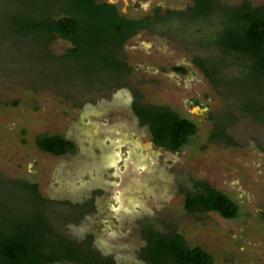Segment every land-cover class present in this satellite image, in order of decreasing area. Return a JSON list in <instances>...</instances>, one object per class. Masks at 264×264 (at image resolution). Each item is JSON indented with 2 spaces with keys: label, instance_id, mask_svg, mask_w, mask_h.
<instances>
[{
  "label": "rangeland",
  "instance_id": "1",
  "mask_svg": "<svg viewBox=\"0 0 264 264\" xmlns=\"http://www.w3.org/2000/svg\"><path fill=\"white\" fill-rule=\"evenodd\" d=\"M6 1L0 0L2 21L1 3ZM95 1L112 2L130 19L151 15L155 7L161 13L186 11L194 3ZM50 2L36 3L49 10ZM244 2L264 6V0H220L218 5L236 7ZM220 11L207 19L215 28L198 36L191 33L194 26L176 25L170 28L180 29L187 38L137 33L118 56L130 72L118 81L92 84L79 81L81 73L69 77L77 64L63 61L66 66L58 68L59 61H46L37 42L0 32V216L22 208L12 191L2 187L3 182L25 181L36 184L49 201L81 205L70 212L72 217L90 203L91 212L77 223L61 224L59 230L77 242L92 235L93 249L113 264H147L140 251L145 247L142 232L149 225L162 232L174 229L190 248L209 253L214 264H264V123L238 109L253 98V88L214 84L194 64L197 59L225 60L231 65L225 70L227 78L240 75L239 58L195 42L216 35L221 28L215 21ZM70 48V43L56 38L46 49L60 58ZM173 67L186 72L175 73ZM137 98L167 106L193 121L196 134L179 152L156 146L148 127L133 113ZM230 112L234 121L224 137L215 136L216 125ZM39 135H62L75 151L61 157L43 153L34 143ZM196 181L208 182L228 196L238 205V216L225 219L214 212L187 213L184 199ZM59 210L69 213L65 206Z\"/></svg>",
  "mask_w": 264,
  "mask_h": 264
},
{
  "label": "trees",
  "instance_id": "2",
  "mask_svg": "<svg viewBox=\"0 0 264 264\" xmlns=\"http://www.w3.org/2000/svg\"><path fill=\"white\" fill-rule=\"evenodd\" d=\"M16 1L19 9H15V0L1 3L4 8L0 32L37 42L43 48L46 61H59L58 68L63 61L77 64L76 71L69 77L81 73L79 81L84 84L103 79L118 81L130 72L118 56L121 47L137 33L151 31L187 38L180 29L170 28L176 25L192 29L194 26L196 30L191 29V33L198 36L208 28H215L216 24L207 19L220 9L221 17L215 21L221 28L216 35L205 42H195L202 47H214L225 56L239 58L241 63L236 68L240 75L227 78L225 70L231 65L225 60L207 63L197 59L194 64L214 84L224 88L235 84L241 90L253 88V98L238 105V109L264 123V6L253 7L244 2L236 7H225L218 5L220 0H194L186 11L161 13V8L155 7L151 15L130 19L121 15L110 2L51 0V8L47 10L36 3L39 0ZM56 38L71 44L66 55L60 58L50 55L46 49ZM172 71L184 74L186 69L173 67ZM132 110L139 123L148 127L152 143L160 148L179 152L196 134L193 121L181 118L167 106L145 104L137 98ZM224 118L225 121L216 125L217 137H224L226 127L234 121L231 112ZM34 143L41 152L54 157L75 151L74 144L62 135H39ZM2 187L12 191L23 209L19 207L18 211L4 212L0 216V264H113L111 259L102 258L93 249L92 235L77 242L59 230L61 224L77 223L91 212L90 203H86L77 217H72L70 212L81 205L49 201L41 196L36 184L4 181ZM59 206L69 208V213L58 211ZM184 210L189 214L214 212L225 219H234L239 212L234 201L205 181L192 183L186 192ZM142 236L145 247L140 251V258L147 264H214L209 253L200 247L190 248L174 229L162 232L149 225Z\"/></svg>",
  "mask_w": 264,
  "mask_h": 264
},
{
  "label": "water",
  "instance_id": "3",
  "mask_svg": "<svg viewBox=\"0 0 264 264\" xmlns=\"http://www.w3.org/2000/svg\"><path fill=\"white\" fill-rule=\"evenodd\" d=\"M110 3H112V2H110ZM196 108V107H195Z\"/></svg>",
  "mask_w": 264,
  "mask_h": 264
},
{
  "label": "flooded vegetation",
  "instance_id": "4",
  "mask_svg": "<svg viewBox=\"0 0 264 264\" xmlns=\"http://www.w3.org/2000/svg\"><path fill=\"white\" fill-rule=\"evenodd\" d=\"M199 69V68H198Z\"/></svg>",
  "mask_w": 264,
  "mask_h": 264
}]
</instances>
